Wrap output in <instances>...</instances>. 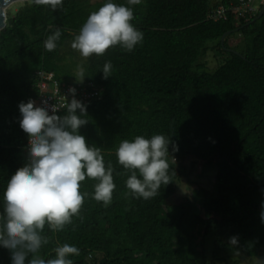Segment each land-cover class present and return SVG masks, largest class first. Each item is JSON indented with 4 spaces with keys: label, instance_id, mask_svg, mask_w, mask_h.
Segmentation results:
<instances>
[{
    "label": "trees",
    "instance_id": "obj_1",
    "mask_svg": "<svg viewBox=\"0 0 264 264\" xmlns=\"http://www.w3.org/2000/svg\"><path fill=\"white\" fill-rule=\"evenodd\" d=\"M107 2L63 0L53 11L27 0L8 15L0 33V218L7 183L28 162L29 136L20 127L19 104L37 93V71L79 83L80 65L83 82L93 81L101 97L84 104L89 122L79 133L101 150L106 168L111 163L116 187L105 207L94 199L98 181L86 176L80 182L81 194L87 195L79 214L62 230L46 223L41 234L49 242L36 255L55 258L54 249L69 244L80 250L68 257L73 264H239L244 257L239 251L264 260V16L240 22L233 14L209 17L228 0H142L138 5L112 0L132 8V23L144 38L131 52L117 45L103 56L84 58L71 44L88 16ZM57 29L61 36L49 52L44 41ZM237 32L244 43L231 47ZM210 51L227 53L214 69L208 67ZM107 62L111 73L105 79ZM66 114V108L59 113ZM157 134L170 143L171 182L145 200L127 189L131 172L119 164L116 151L125 139ZM189 157L207 165L217 160L214 189L201 199L209 215L198 222L186 203L169 201L177 180L189 175L177 160L184 164ZM0 264H12L3 246Z\"/></svg>",
    "mask_w": 264,
    "mask_h": 264
},
{
    "label": "clouds",
    "instance_id": "obj_2",
    "mask_svg": "<svg viewBox=\"0 0 264 264\" xmlns=\"http://www.w3.org/2000/svg\"><path fill=\"white\" fill-rule=\"evenodd\" d=\"M36 5H49L55 11L63 7V0H30ZM129 5H138L142 0H127ZM131 7L118 5L108 0L97 11H93L75 36L71 47L82 57L92 54L103 56L108 49L119 45L131 52L142 42L143 33L132 23ZM61 36L57 29L44 41L51 52ZM111 73V63L103 67L104 78ZM77 82L85 79V70L77 66ZM72 99H62L67 114L60 116L56 106H36L35 101L21 102L20 127L29 136L28 162L19 168L7 183L4 193V215L0 223V246L11 253L12 264H73L68 257L79 255L75 246L64 244L54 249L55 258L43 259L36 255L48 238L43 236L46 223L53 231L62 230L79 214L84 203L80 182L86 176L97 180L94 199L107 207L116 185L113 182V167H105L101 150L89 146L85 136L79 133L88 124L87 107L75 98V88H70ZM47 105V101H44ZM79 110V115H77ZM169 141L164 135H153L150 139L136 136L133 141L123 140L116 151L118 162L131 175L126 181L127 189L137 198L145 200L157 195L161 184L170 181L167 154ZM142 179L137 178V171ZM264 220V212L261 213ZM232 245L237 238L230 239ZM31 255V259H29Z\"/></svg>",
    "mask_w": 264,
    "mask_h": 264
},
{
    "label": "rangeland",
    "instance_id": "obj_3",
    "mask_svg": "<svg viewBox=\"0 0 264 264\" xmlns=\"http://www.w3.org/2000/svg\"><path fill=\"white\" fill-rule=\"evenodd\" d=\"M23 4L24 1H17L11 4L7 8V15L15 14ZM240 20L242 21V19ZM246 20L248 21L249 18ZM242 43H244V35L240 32L235 33L229 41L231 47H236ZM226 56L227 53L210 51L207 56L208 67L210 69L218 67L219 64L225 61ZM178 161L179 160H177L176 163L177 167L180 169V167L184 165V168H186L189 175L182 176L177 180L176 192L169 201L170 203H186L188 208L195 214V220L198 222L201 217H207L209 215L208 210L205 212L204 207L201 204V199L206 198L207 193L214 189L217 173V160L214 159L211 165H207L193 157H189L184 161V164L181 161ZM226 242H228V238L224 237L223 243L225 244ZM148 247H150V245H148ZM222 247L225 248V245H222ZM222 255L226 256L225 250L222 251ZM238 255L241 257L244 256L239 264H264L263 259L251 258L243 254L242 251H239ZM91 264H94V261H92Z\"/></svg>",
    "mask_w": 264,
    "mask_h": 264
},
{
    "label": "built area",
    "instance_id": "obj_4",
    "mask_svg": "<svg viewBox=\"0 0 264 264\" xmlns=\"http://www.w3.org/2000/svg\"><path fill=\"white\" fill-rule=\"evenodd\" d=\"M225 1V0H220ZM229 5L221 3L213 12L209 15L210 18L220 20L227 18L229 14H233L236 19L242 18L248 19L258 13H260L264 0H228ZM258 4V5H257ZM38 81L36 82L37 93L30 97V100L35 101L36 106H47L49 113H51V107L56 106L57 115L65 108L62 105L65 101L63 96L68 97L70 102L72 94L69 92L70 88H75V98L81 101L83 104H87L95 99L101 97V88H98L93 81L86 82H63L59 81L54 72L46 70H39L36 73ZM47 101V105L44 104ZM29 140L25 147V151L28 155ZM28 157V156H27Z\"/></svg>",
    "mask_w": 264,
    "mask_h": 264
},
{
    "label": "water",
    "instance_id": "obj_5",
    "mask_svg": "<svg viewBox=\"0 0 264 264\" xmlns=\"http://www.w3.org/2000/svg\"><path fill=\"white\" fill-rule=\"evenodd\" d=\"M17 1H27V0H0V33L2 29H4L7 25V18H8L7 8L11 4ZM262 16H264V5L257 18H260Z\"/></svg>",
    "mask_w": 264,
    "mask_h": 264
}]
</instances>
